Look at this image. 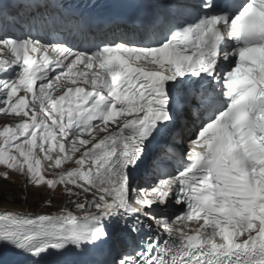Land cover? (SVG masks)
Wrapping results in <instances>:
<instances>
[{
  "label": "snow or ice",
  "instance_id": "obj_1",
  "mask_svg": "<svg viewBox=\"0 0 264 264\" xmlns=\"http://www.w3.org/2000/svg\"><path fill=\"white\" fill-rule=\"evenodd\" d=\"M68 22L79 36L0 26V114L19 120L0 127L2 176L73 209L0 211V245L26 264H264V0L139 11L108 39ZM182 121L186 152L162 143ZM114 227L125 249L89 259Z\"/></svg>",
  "mask_w": 264,
  "mask_h": 264
},
{
  "label": "rangeland",
  "instance_id": "obj_2",
  "mask_svg": "<svg viewBox=\"0 0 264 264\" xmlns=\"http://www.w3.org/2000/svg\"><path fill=\"white\" fill-rule=\"evenodd\" d=\"M12 122L11 118L0 114V127L12 125ZM63 167L66 168V165ZM5 171L6 169L0 166V211L51 214L59 212L63 206H68L70 210H73L62 187L58 186L56 191H52L46 186L28 185L25 176L12 171H8V179H4L2 173ZM49 199H51V206L45 203Z\"/></svg>",
  "mask_w": 264,
  "mask_h": 264
},
{
  "label": "bare ground",
  "instance_id": "obj_3",
  "mask_svg": "<svg viewBox=\"0 0 264 264\" xmlns=\"http://www.w3.org/2000/svg\"><path fill=\"white\" fill-rule=\"evenodd\" d=\"M6 255H9V256H11V254H10L9 252H7V253H6Z\"/></svg>",
  "mask_w": 264,
  "mask_h": 264
},
{
  "label": "trees",
  "instance_id": "obj_4",
  "mask_svg": "<svg viewBox=\"0 0 264 264\" xmlns=\"http://www.w3.org/2000/svg\"><path fill=\"white\" fill-rule=\"evenodd\" d=\"M57 206V205H56Z\"/></svg>",
  "mask_w": 264,
  "mask_h": 264
}]
</instances>
